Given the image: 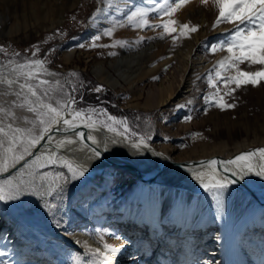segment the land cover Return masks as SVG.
<instances>
[{
	"label": "rangeland",
	"instance_id": "374dc122",
	"mask_svg": "<svg viewBox=\"0 0 264 264\" xmlns=\"http://www.w3.org/2000/svg\"><path fill=\"white\" fill-rule=\"evenodd\" d=\"M25 1L27 10L16 11L17 0H0V46L7 49L6 53H0L3 78L15 77L11 71L15 65L8 61L23 62L22 57L44 59L50 71L61 74L57 78L47 77L50 80L63 82L68 73H78L83 81L79 92L81 107L103 108L111 115L126 117L130 127L138 133L151 131V146L161 147L173 160L197 159L204 151L205 154L217 151L226 156L245 145L251 149L264 147V85L242 87L234 96H225L228 103L236 105L235 109L221 110L204 104L205 93L214 91L209 89L205 78L224 55L209 54L205 45L215 43L223 36L224 29L232 27L221 25L213 31L215 15L211 6L205 8L199 0H193L177 12L174 18L179 24L200 25V28L191 33V39L181 36L175 47L172 37L154 39L160 35L159 29L130 27H118L113 37H102L95 41L97 46L92 47L94 36L110 27L114 18L124 19L115 8H105L107 15L92 25L89 23L92 15L97 8L104 7L97 0H48L45 7L39 5L38 0ZM132 3L146 6L145 0H132ZM119 7L126 13L130 5L120 0ZM163 22L153 21L155 24ZM97 26L99 32H96ZM141 36L146 42L138 46H101L112 45L115 40L133 42ZM80 44L86 47L82 49ZM33 46H38L39 51ZM140 51H144V55L137 65L119 66L131 78L122 80L116 61ZM17 52L19 57L15 56ZM33 52H36L35 57ZM110 52L115 55H109ZM191 54L197 61L188 77L193 91L184 98L159 106L162 87L170 83L177 93L179 77ZM100 66L105 69L104 77L96 73ZM240 67L247 70V65ZM108 76L119 83L112 84L110 78L105 79ZM69 79L78 82L76 77ZM98 85L103 86L104 91H92ZM6 90L7 85L0 84V93ZM226 91L220 85V94ZM14 99L12 95L0 94V105L7 106ZM189 100L192 104L187 107H177ZM189 114L193 119L186 121ZM16 115L33 118L27 111L17 110ZM104 119L100 116L98 122ZM20 126L30 125L20 122ZM196 133L200 135L195 136ZM18 180L27 184L23 177ZM146 185L128 175L114 176L107 171L96 180L84 176L67 186L65 198L60 201L52 220L65 226L64 234H83L88 240L99 243L102 250L104 243L121 248L117 256L123 259V264H183L186 240H189L190 264H264V207L258 211L246 199L227 191L223 214L217 216L214 203L206 193L196 196ZM32 199L26 194L19 201H0V252L5 253L0 257V264L3 261L7 264H75L78 256L66 250L62 242L47 231ZM101 234L103 241L99 239ZM171 240L175 241L172 246Z\"/></svg>",
	"mask_w": 264,
	"mask_h": 264
},
{
	"label": "snow or ice",
	"instance_id": "6c2138e0",
	"mask_svg": "<svg viewBox=\"0 0 264 264\" xmlns=\"http://www.w3.org/2000/svg\"><path fill=\"white\" fill-rule=\"evenodd\" d=\"M192 2L193 0H145L146 6H144L133 4L132 0H123L125 5H130L125 13L119 7L120 0H97V3L104 7L96 9L89 21L90 24H96L102 16L107 15L105 8L109 10L115 8L117 13L124 16V19L114 18L110 27H105L94 36L91 46L96 47L95 41L101 40L102 37H113L118 27H130L134 30L156 31L159 29L160 35L154 39L164 40L166 36L172 37L175 47L181 36L191 39V33L199 31L200 25L179 24L174 18L179 10ZM199 2L205 8L211 6L214 9L213 31L219 29L221 25L232 26L224 29L223 36L215 43L205 45L209 54L224 53V55L215 62L213 69L205 78L209 89L214 91L205 93L204 104L206 107L213 106L221 110L235 109L236 105L228 103L225 96H234L235 92L242 87L257 88L264 85V0H199ZM165 17H167L166 20ZM155 20L164 22L155 24L153 23ZM174 33L177 35H173ZM145 42V38L141 36L133 42L115 40L112 45L101 46L131 47L133 44L138 46ZM33 47L36 52L39 51L38 46ZM79 47L83 49L86 45L80 44ZM6 52L7 49L0 46V53ZM36 52H33V57L36 56ZM109 55H115V53L110 52ZM15 56L19 57L20 53H15ZM21 59L23 62L8 61L10 65H15L11 69L15 74L13 79H5L0 74V84L7 85V90L0 94L15 97L7 103V106L0 105V175L20 165V174H30L32 182L30 184H26L23 180L14 182L11 176L0 180V201L6 203L19 201L26 194L35 195L43 200V207L49 215L54 217L58 208L57 202L64 200L67 186L72 181L83 178L85 169L51 149L47 150L51 154L41 152L35 155L33 150L38 146L44 147L41 141L52 144L54 136L51 133L64 132L78 137L82 143L90 141L91 145H94L91 147L93 156L102 158L103 153L99 148V142L91 135L92 131L99 130L97 123L100 116L105 118L104 121L99 122L102 127L120 138L112 139V144L129 141L130 146L141 155L146 150L153 155L163 156L162 153L154 152L151 148L149 143L152 139L151 131L146 134L138 133L130 127L126 117L119 118L111 115L103 108L81 107L79 92L83 81L79 79L78 73H68L63 82L59 79L50 80L47 77L57 78L61 74L50 71L45 66L44 59L28 57ZM241 65H247V70L242 69ZM72 77L78 78V82L71 81L69 78ZM153 79L159 80L160 77H153ZM220 85L227 89L223 95L220 94ZM92 91L100 93L104 89L103 86L98 85ZM190 104H192L191 100L187 101V104H178L177 107L183 109ZM17 110L32 113L33 118L17 116ZM94 116L97 119H93ZM185 119L191 121L193 117L189 114ZM20 122L30 126L21 127ZM82 129H87L88 132ZM164 139L168 138L164 137ZM75 142L71 136H65L57 143V148H63L65 144ZM108 150V145L105 144L103 152ZM27 157L32 159H26ZM254 158H258L259 162L254 163ZM200 166L206 171L195 173L193 178L211 198L217 216H220L223 214L225 193L231 186L247 176L255 175L264 179V148L242 153L230 160L201 161ZM49 167L62 170L41 171ZM33 169L35 171H32ZM221 169H223L222 172ZM56 225L59 227L60 222L56 221ZM99 239L103 241L104 236L99 235ZM75 243L81 244L80 241ZM81 246L90 259L83 261L82 258L77 257L75 264H119L117 254L122 251L121 248L113 247L108 243L103 244L104 250L92 248L87 242H83ZM4 255V252H0V257ZM2 264H7V261H3Z\"/></svg>",
	"mask_w": 264,
	"mask_h": 264
},
{
	"label": "bare ground",
	"instance_id": "6f19581e",
	"mask_svg": "<svg viewBox=\"0 0 264 264\" xmlns=\"http://www.w3.org/2000/svg\"><path fill=\"white\" fill-rule=\"evenodd\" d=\"M47 2L48 0L37 1V3L39 5L42 4L43 7H45ZM15 4H16V11L17 9H22L23 11L27 10L25 0H17V3ZM99 29L100 27L97 26L96 32H99ZM143 55H144V51H140L138 53L129 55L127 57L120 58L119 60L116 61L115 66L118 67V73L122 80L127 81L131 78L128 76L127 71L122 70L121 69L122 67L119 68V66L137 65L139 59L140 61H142L141 58L143 57ZM187 62L188 63L187 66L185 67V70L181 73L179 77L177 93L174 92L176 90L173 89V86L170 83L166 87L161 86L162 88L159 90V92L161 91L159 93L160 96H158L160 98L159 106H164L168 102L170 103L173 101H177V99L179 98L180 99L184 98L185 95L193 91L191 90L192 86L189 82L190 79H188V77L189 75H191L190 73L195 67V65H197L196 64L197 61L195 60L194 56H192L191 54L188 56ZM96 73L98 76L104 77L105 69L103 68V66L97 67ZM107 78L109 79L110 77L108 76L105 79ZM110 80H111L110 82L114 85L115 84L117 85L119 83L118 80H114L112 78H110ZM97 128L99 130L92 131L91 135H93L99 142V148L103 153L102 158H96L93 156L91 152V147H94V145H91L90 141L86 143H82L80 142L78 137L72 136L71 133H64V132L51 133V135L54 136V140L52 144L49 145L45 143V141H41V144L44 145V147L40 148L38 146L36 149L33 150V153L34 155L41 152L45 154H51L50 152L47 151L48 149H51V151L57 152L58 155H63L66 159L73 162L74 164L82 166L85 169V176H89L90 178L95 180L96 178L102 176L107 171L111 175L114 174V176L128 175L131 179H135L136 181L140 180L142 183H147V185L150 184L151 186L154 185V187L157 188L159 187L161 188L162 186L163 188L164 187L169 189L171 188L176 191H181L187 194H193L199 196V195H203L205 192L199 186L198 181L194 179L193 176L197 172L206 171V169L200 166L201 161H208L211 159L230 160V159H234L236 156L242 153L255 150V149H251V146L245 145V146L237 147L232 153L227 154L226 156H224V154L217 153V151H214L212 153L207 152V154H205L204 151V154L203 155L201 154L202 156L199 154L200 157L198 156L199 158L197 159H190L191 158L190 157L189 158L190 160H179V159L173 160V158H171L169 155H167L164 151L161 150V147L159 149L155 146L154 147L151 146L154 152H159L163 154V156H156L153 155L152 152L146 150L143 151V154L141 155L139 152H137L136 149L130 146L129 141H123L122 143L119 144H112L111 143L112 139L119 140L120 138L115 136L113 133L108 132L106 129H104L99 122L97 123ZM82 130H84L86 133L88 132L87 129H82ZM65 136H71L72 139H74L76 142L73 144H65L63 148L58 149L57 143ZM46 139L47 137L45 138V140ZM105 144L108 145L109 150L107 152H103V148ZM207 155H211V156H207ZM26 159H32V158L27 157ZM108 161L115 162L121 165L127 164L133 166L137 171H131L130 169H120L119 167L109 165ZM253 162L254 163L259 162L258 158H254ZM19 169H20V165H17L16 169H11L8 173H5L4 175H0V180L8 179L11 176L14 182H18L19 181L18 178L23 177L25 178L27 184H30L32 182V176L30 174H24V175L20 174ZM61 170L62 169H58V168L54 169L52 167H49L48 169H43L41 171L52 172V171H61ZM32 171H35V169H33ZM222 171L223 169H221V172ZM228 192H232L234 194H237L241 198L246 199L248 202H250V204L255 205L258 211L260 207H264V179L258 176L252 175L245 177L244 179L240 180L239 183L231 186ZM31 196L33 198L32 199L33 202L37 206V209L40 213V219L42 224L46 227L47 231L52 235L54 239L62 242L66 250L76 253V255L82 258L83 261H87L88 259H90V257L86 255L85 249L81 246L83 242H87L88 245L92 248H101L102 250V246L99 243H97L95 240H88L87 237L84 236L83 234H76L73 236H68L67 234H64L63 231L65 226L60 225L59 227H57L56 221L52 220V216L49 215L48 212L43 207V200L38 196L35 195H31ZM57 203L59 207L61 202L59 201ZM242 208L244 209V207ZM76 241H80L81 244H76L75 243ZM188 241L189 240H186L183 244V246L185 245L184 246L185 258H183L182 260L184 262L183 264H190V253H189L190 246ZM173 243H175V241L171 240L170 245L172 246ZM117 259L119 261V264H123L122 261L123 259L121 257L117 256ZM175 263L179 264V262H175Z\"/></svg>",
	"mask_w": 264,
	"mask_h": 264
},
{
	"label": "water",
	"instance_id": "95a60500",
	"mask_svg": "<svg viewBox=\"0 0 264 264\" xmlns=\"http://www.w3.org/2000/svg\"><path fill=\"white\" fill-rule=\"evenodd\" d=\"M109 165L115 166V167H119L120 169H130L131 171H137L133 166L127 165V164H118L115 162H109Z\"/></svg>",
	"mask_w": 264,
	"mask_h": 264
}]
</instances>
